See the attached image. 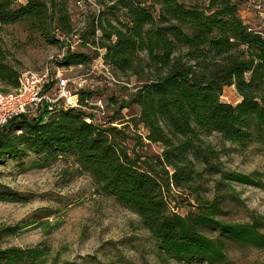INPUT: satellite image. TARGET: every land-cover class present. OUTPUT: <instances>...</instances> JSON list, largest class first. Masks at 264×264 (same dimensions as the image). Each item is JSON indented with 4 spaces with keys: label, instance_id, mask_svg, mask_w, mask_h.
Listing matches in <instances>:
<instances>
[{
    "label": "trees",
    "instance_id": "1",
    "mask_svg": "<svg viewBox=\"0 0 264 264\" xmlns=\"http://www.w3.org/2000/svg\"><path fill=\"white\" fill-rule=\"evenodd\" d=\"M96 1L103 8L98 47L105 50L106 64L138 84L119 109L137 107L145 139L162 146L161 157L149 164L131 156L121 130L102 127L84 110H92L86 101L94 94L82 91L78 95L84 109L7 121L0 129V165L34 156L33 167L46 168L71 159L90 176L99 195L114 198L138 216L166 262L227 264L228 243L264 251V217L223 223L216 219L221 203L200 205L182 217L168 213L164 197L165 187L189 190L209 170L228 183L257 185L250 175L216 169L215 154L204 138L216 132L239 153L254 146L264 152V30L246 24L233 0ZM16 2L0 0V87L6 94L18 89L21 75L8 61L4 27L26 24L47 35L53 24L60 35L74 28L65 0ZM94 34L88 21L83 44L95 45ZM92 59L82 53L64 58L67 65L79 66ZM225 88L237 93L240 100L234 105L222 101ZM0 201L24 200L0 190ZM21 229L0 226V264H47L50 249L43 244L8 246L7 240ZM57 262L54 258L51 264Z\"/></svg>",
    "mask_w": 264,
    "mask_h": 264
},
{
    "label": "rangeland",
    "instance_id": "2",
    "mask_svg": "<svg viewBox=\"0 0 264 264\" xmlns=\"http://www.w3.org/2000/svg\"><path fill=\"white\" fill-rule=\"evenodd\" d=\"M233 1L238 4L240 17L246 24L264 30V0ZM74 2L65 0V5L73 27H77L79 13ZM25 3L26 0H17L16 6ZM55 29L53 24L47 35L26 24L4 27L2 38L8 61L20 73L40 71L45 66L51 67L54 73L58 70L70 80L69 89L74 92L77 79L88 68L66 64L64 58L71 52L63 55V47L56 41L60 35ZM73 53L95 57L93 48L83 43ZM112 75L113 81L95 74L90 78L85 90L94 94L92 101H100L103 109L86 112L102 127L121 130L131 156L154 163L161 157L163 148L145 139L146 131L138 124L137 107L119 109L121 101L138 86L136 79H125L118 72ZM2 90L0 87V93L6 94ZM238 100L234 88L224 89L223 102L234 105ZM42 115L26 119L37 120ZM204 142L215 154L216 169L250 175L257 185L228 183L211 173L212 170L202 172L203 168L198 167L196 170L202 172V177L195 178L191 189L165 187L168 213L184 217L196 212L200 205L221 203L216 219L223 223L246 224L264 217V152L254 146L239 153L216 132L204 138ZM34 162L35 157L30 156L21 161L6 160L0 165V190L19 194L24 200L0 201V226L22 228L16 237L7 240L8 246L28 249L43 244L50 249L47 264L54 258L58 264H204L163 261L138 216L114 198L99 195L90 176L71 159L59 160L46 168L33 167ZM170 176L171 173L167 177ZM226 255L227 264H264V251L251 247L228 243Z\"/></svg>",
    "mask_w": 264,
    "mask_h": 264
},
{
    "label": "built area",
    "instance_id": "3",
    "mask_svg": "<svg viewBox=\"0 0 264 264\" xmlns=\"http://www.w3.org/2000/svg\"><path fill=\"white\" fill-rule=\"evenodd\" d=\"M75 8L79 13L78 26L74 27L69 35H60L63 55L73 53L83 43L82 35L86 33L88 21L94 24L95 33L92 37L95 45H91L96 52L95 57L87 65L86 73L77 79V88L74 92L69 89L70 80L63 73L52 71L45 66L40 71L24 70L20 73L18 89L7 94L0 93V129L7 121L14 118H29L38 115L47 117L55 112L67 109L83 108L79 103V95L86 91L85 87L90 78L95 74L113 81V71L104 59L105 50L98 47L101 33L97 27L98 18L102 15V5L96 0H75ZM87 105L98 112L101 111V102L86 101ZM84 109V108H83ZM86 111V109H84ZM91 111V110H90ZM94 121V119H92ZM88 121H91L88 119Z\"/></svg>",
    "mask_w": 264,
    "mask_h": 264
}]
</instances>
